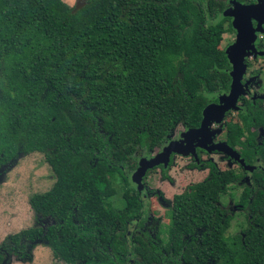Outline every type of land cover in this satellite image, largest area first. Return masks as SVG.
<instances>
[{
	"label": "trees",
	"instance_id": "1",
	"mask_svg": "<svg viewBox=\"0 0 264 264\" xmlns=\"http://www.w3.org/2000/svg\"><path fill=\"white\" fill-rule=\"evenodd\" d=\"M226 5L0 0V165L42 153L55 176L29 199L54 223L0 242V264L8 254L26 258L40 242L67 264H264V97L242 95L241 108L225 116L224 139L256 165L250 172L240 164L249 182L234 168L193 159L190 166L209 173L174 195L171 222L162 225L141 195L152 169L143 190L131 179L138 154L199 127L204 108L229 93L232 65L221 44L234 27L218 18ZM115 177L123 208L109 201ZM243 180L236 197L231 190ZM229 191L233 207L221 204ZM237 210L245 223L230 234Z\"/></svg>",
	"mask_w": 264,
	"mask_h": 264
},
{
	"label": "rangeland",
	"instance_id": "2",
	"mask_svg": "<svg viewBox=\"0 0 264 264\" xmlns=\"http://www.w3.org/2000/svg\"><path fill=\"white\" fill-rule=\"evenodd\" d=\"M71 4L77 6L82 5L84 0H65ZM235 40V34L227 32L224 34L222 40V48H227ZM257 66L264 67V58L260 59ZM251 71V68L248 69ZM260 89L264 84V72L260 78ZM258 86V85H256ZM261 94H264V86L261 89ZM249 96V95H248ZM241 106V102L239 103ZM235 115H233L234 117ZM229 118L224 119L222 124ZM221 123H214L213 128L220 126ZM225 128V126H224ZM261 135L264 130H260ZM182 132L180 130L172 136L174 138L181 137ZM224 133L217 135L216 139H223ZM160 148L155 150L154 153L159 151ZM202 160L213 161L220 169L234 168L244 176H247V172L241 167V165L232 159H229L223 153L201 154ZM193 158L183 156L181 154H175L173 163L168 166V177H164L161 168L152 169L146 175V181L148 183L149 190H155L148 197L147 203H150L153 214L160 218L166 225L170 224L171 220V206L172 198L176 193L183 192L189 184L203 180L209 173L208 168L192 167ZM4 175V178L0 180V242L4 241L8 236L16 233L24 228L40 225L47 227L54 223L51 217L37 216L30 206L29 199L31 195L37 192H44L51 189L55 182V176L49 164L45 161V156L42 153H31L28 155L20 154L18 158L12 162ZM114 183L118 188V193L109 199V201L118 208H123L126 205V201L123 196L124 186L123 181L119 177L114 178ZM240 183V184H239ZM234 189L231 191L236 197H239L242 192L243 185L246 182L240 181ZM156 190L163 193L161 197L156 194ZM221 204L224 206L233 207L235 201L232 198L230 191L227 195L223 196ZM154 216V217H155ZM245 216L242 211L236 212V216L233 220L232 227L229 230L230 234H235L240 231L242 225L244 226ZM242 224V225H241ZM26 258H19L15 255L10 256L7 264H67L60 262L53 257L52 250L45 243H38L33 248L28 247Z\"/></svg>",
	"mask_w": 264,
	"mask_h": 264
},
{
	"label": "water",
	"instance_id": "3",
	"mask_svg": "<svg viewBox=\"0 0 264 264\" xmlns=\"http://www.w3.org/2000/svg\"><path fill=\"white\" fill-rule=\"evenodd\" d=\"M257 7L238 3L234 9L224 12V16L229 15L233 18L232 24L237 32L236 40L226 48L228 59L232 65L230 91L229 93L218 94L219 101L211 102L204 108L201 125L184 132L182 134L184 140H173L158 154L152 157L144 155L141 158L140 164L132 176V180L135 184H138L139 190L144 188L143 179L148 170L160 164L168 167L172 154H181L187 157L194 156L199 161L198 146L206 148L209 152L220 151L226 154L230 159L241 164L247 171L251 172L256 169V165L248 164L241 153L226 141L214 143L213 137L222 132V127L212 129V125L215 121L222 124L229 111H237L241 108L239 104L240 97L247 94L250 85L258 77V75H254L244 82L248 70L247 60L252 56H264V50H259L256 46L259 29L254 27L253 21L256 12H258L256 11ZM259 96L264 97V94ZM253 97L255 98L256 94ZM245 180L249 182L250 176H247ZM9 258L8 254L2 264H7Z\"/></svg>",
	"mask_w": 264,
	"mask_h": 264
},
{
	"label": "flooded vegetation",
	"instance_id": "4",
	"mask_svg": "<svg viewBox=\"0 0 264 264\" xmlns=\"http://www.w3.org/2000/svg\"><path fill=\"white\" fill-rule=\"evenodd\" d=\"M197 1H199V2H209V1H217V2H221V1H224L227 5H226V7H225V9L221 12V14L220 15H218L219 17L218 18H221V16H224L223 14H224V12L225 11H227V10H231V9H234L235 7H236V5L238 4V3H241V4H243V5H252V6H258L257 7V10L256 11H258V12H256V14H255V18H254V21H253V24H254V27L255 28H258L259 30H258V32H257V35H258V37H257V40H256V46H257V48L259 49V50H264V0H197ZM224 17H229V21H228V23L230 22H232L233 21V18L231 17V16H224ZM232 33H234L235 34V40H236V34H237V32H236V30L234 29V32H232ZM234 40V41H235ZM233 41V42H234ZM232 42V43H233ZM230 45V44H229ZM228 45V46H229ZM262 58H264V56H258V57H254V56H252V57H250L248 60H252V62H253V66L251 67V71H249V74H248V70H247V74H246V76L244 77V82H246L250 77H252V76H254V75H258V77L256 78V80L250 85V87H249V89L247 90V94L246 95H249V96H251V97H253L255 94H256V96L258 95H261V89L263 88V86H264V84H263V86L260 88V89H258V87L260 86V84H261V82H260V78H261V74L264 72V67H260V66H257V64L259 63V61H260V59H262ZM248 69H249V66H248ZM253 70H256V72H253ZM258 71V72H257ZM256 85H258V86H256ZM219 101V100H218ZM218 101H213V102H218ZM214 123L216 124L217 122L215 121V122H213V125H214ZM213 125H212V129H218V128H220V127H222V132L224 133L225 132V128H224V126L226 125V124H224V125H220V126H218V127H215V128H213ZM221 132V133H222ZM221 133L220 134H217V135H221ZM217 135L215 136V137H213V142L214 143H217V142H219V141H226L224 138L223 139H216L217 138ZM173 137L172 136H170L169 137V139L160 147V149H159V151H157L156 153H154V152H152L150 155H149V157H152V156H154V155H156V154H158L160 151H162L163 150V148L166 146V145H168V143H170L171 141H173V139H172ZM174 140H184V137H178V138H174ZM198 142H199V139L197 140ZM216 152H218V153H222V152H220V151H212V152H209L206 148H203V147H200V146H198L197 147V153H198V155H199V161L201 162V161H204V160H202V157H201V154L202 153H206V154H212V153H216ZM224 154V153H223ZM174 155L175 154H172V157H171V159H173L174 160ZM138 156H139V158H138V163H137V167H136V169L138 168V166H139V164H140V160H141V154H138ZM225 156L228 158V156L225 154ZM189 157H192L195 161H197L198 162V160H196V158L194 157V156H189ZM17 159V158H16ZM16 159H14V160H11L10 162H7V163H4V164H1L0 165V180H2L3 178H4V175H5V173H6V171L8 170V169H6L7 168V166H9L12 162H14ZM199 163V162H198ZM164 165L163 164H160L158 167H156V168H158V169H160L161 168V170H163L162 169V167H163ZM136 169L132 172V174L136 171ZM132 174H131V176H132ZM249 173L247 172V175H248ZM131 179H132V177H131ZM136 185V184H135ZM137 187V186H136ZM149 185H148V183H146V188L143 190V191H141L142 193H141V195H142V199H143V202H144V204H145V207H147V205H150V203H147V201L146 200H148V197L147 198H145L147 195L149 196L151 193H154L155 191H153L152 189L151 190H149ZM156 194H158L159 195V197H161L162 195H163V193L162 192H160L159 190H156ZM174 197V196H173ZM172 201H173V198H172ZM149 207V206H148ZM147 207V208H148ZM148 212L150 213V217L152 218H155V219H158V221L160 222V223H162V225H166L164 222H162L161 221V219L160 218H157L154 214H153V212H152V207L150 206L149 208H148ZM155 216V217H154Z\"/></svg>",
	"mask_w": 264,
	"mask_h": 264
}]
</instances>
